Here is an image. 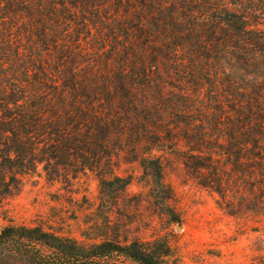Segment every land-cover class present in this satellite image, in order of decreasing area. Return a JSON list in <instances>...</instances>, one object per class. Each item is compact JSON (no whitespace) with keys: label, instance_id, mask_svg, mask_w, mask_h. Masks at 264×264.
Listing matches in <instances>:
<instances>
[{"label":"trees","instance_id":"trees-1","mask_svg":"<svg viewBox=\"0 0 264 264\" xmlns=\"http://www.w3.org/2000/svg\"><path fill=\"white\" fill-rule=\"evenodd\" d=\"M211 127L222 151L192 147L201 175L224 170L223 154L264 170V0H0V202L43 163L50 176L94 172L99 209L114 212L131 181L114 156L129 150L179 222L154 151L179 132L206 143ZM0 264L178 262L166 237L86 243L9 223Z\"/></svg>","mask_w":264,"mask_h":264},{"label":"rangeland","instance_id":"rangeland-1","mask_svg":"<svg viewBox=\"0 0 264 264\" xmlns=\"http://www.w3.org/2000/svg\"><path fill=\"white\" fill-rule=\"evenodd\" d=\"M207 130L206 143L198 144L179 132L171 137L178 139L172 142L177 144L154 151L162 156L170 205L179 222H170L156 204L139 155L128 150L114 156V173L131 180L114 212L99 209L100 187L94 172L50 176L39 163L21 176L17 191L0 202V228L9 223L42 225L86 243L99 241L112 230L143 239L166 237L178 264H264V170L258 161L238 165L234 157L223 154L224 170L213 166L201 175L192 147L222 151L217 143L221 131ZM215 178L224 182L219 191L214 189L216 183L205 181Z\"/></svg>","mask_w":264,"mask_h":264}]
</instances>
